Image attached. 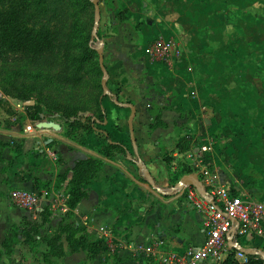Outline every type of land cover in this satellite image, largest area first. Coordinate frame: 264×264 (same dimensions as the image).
Segmentation results:
<instances>
[{"label": "crops", "instance_id": "1", "mask_svg": "<svg viewBox=\"0 0 264 264\" xmlns=\"http://www.w3.org/2000/svg\"><path fill=\"white\" fill-rule=\"evenodd\" d=\"M188 3L190 0H113L102 5L100 34L104 37L108 89L112 95L108 96L107 102L117 105L118 112L123 114L131 115V108L122 104L136 107L133 121L136 150L124 123L112 116L116 113L114 109L112 114L108 110L111 120L105 129L113 137L108 141L119 143L120 152L114 148L109 156L102 153L107 138L93 133L87 139L76 133L69 135L60 120L44 121L49 120L50 115L43 113L40 121L27 118L25 124L9 126H3L4 120L0 117V249L26 218L42 221L39 213L34 218L11 202L10 192L15 188L50 191V197L43 205L50 213L49 220L41 232L44 235L61 234L67 251L64 264H164L166 254L183 258L190 249L202 246L205 218L188 201L187 190L179 189L177 183L184 174L201 170L185 163L186 154L197 151L208 136L213 98L208 91L214 88L218 79L213 74L205 76L201 58L196 60L201 57L199 55L194 59L184 55L175 70H168L161 64L144 70L141 63L144 55L138 58L134 52L141 31L134 27L129 30V22L121 21V16L127 13L131 24H137L132 19L138 18L145 41L153 36L147 41L149 43L167 28L178 31L185 28V20L198 13L193 12ZM214 34L210 31L207 40H213ZM206 49L205 58L215 50L212 45H207ZM195 69L197 78L193 84L188 83L186 78L196 72ZM177 81L185 83L184 91L173 90ZM196 83L199 87L202 85V89L199 97L192 99L190 87ZM205 86L208 91L203 90ZM166 153L174 157L171 164L165 158ZM131 154L134 157L136 154V158L132 160ZM90 157L101 158L103 168L82 185L86 195L79 203L75 207L68 204L69 209L64 212L59 204H54V196L62 189L67 191L78 162ZM138 161L151 173L156 187L149 183L138 167ZM210 162L215 167V162ZM209 167L219 183L231 188L234 183L225 180L227 173L230 176L228 171L222 170V174L217 167L210 164ZM184 168L190 172H184ZM233 188L248 195L262 192L259 186L251 190L238 185ZM101 227H105L106 233ZM73 229L79 231L71 236L69 232ZM68 235L72 241L83 238L87 243L96 244L97 252L92 254L88 248L73 251L68 244ZM155 238L162 244L153 253L146 252L143 248ZM234 240L248 249L264 252V236H239L236 233ZM43 244V249L42 244L40 248L44 251L47 244ZM225 259L224 256L220 261L206 260L200 264H221ZM15 260L3 257L0 264H13ZM17 262L20 264V260Z\"/></svg>", "mask_w": 264, "mask_h": 264}, {"label": "rangeland", "instance_id": "2", "mask_svg": "<svg viewBox=\"0 0 264 264\" xmlns=\"http://www.w3.org/2000/svg\"><path fill=\"white\" fill-rule=\"evenodd\" d=\"M98 1L101 14L102 5L113 2ZM29 3L28 24L53 29L56 45L42 58L20 53L0 58L3 126L25 124L36 104L53 111L49 120L44 121L60 120L65 129L68 121L98 115L97 104L104 94L98 47L104 48V37L100 34L102 17L98 32H94L93 0H29ZM188 6L198 13L185 20L187 24L182 31L167 28L154 37H173L184 55H191L189 59L201 56L196 60L201 58L205 76L217 77L213 89L208 91L203 87L213 97L206 136L213 142V149L204 153L205 160L222 174V170L229 172L225 180L234 183L231 188L238 185L251 190L259 186L262 192L251 196L264 200V0H190ZM121 21L129 22L127 29L134 27L141 31L134 52L138 58L142 57L147 41L153 36L145 41L142 23L135 18L132 21L137 24H131L128 13L121 16ZM210 31L216 33L213 40H207ZM207 45H212L213 50L217 47L205 58ZM141 63L144 70L156 65L145 57ZM197 74V70L193 71L187 82L193 84ZM197 83L190 88L199 97L202 85L199 87ZM184 84L177 81L173 90L184 91ZM31 101L34 104H26ZM104 104L111 114L115 110L112 116L121 120L125 131L130 132L129 113L118 112V106L109 104L107 99ZM129 137L132 142L131 132ZM117 151L120 152L118 148ZM120 154L123 159V152ZM210 160L215 162V167Z\"/></svg>", "mask_w": 264, "mask_h": 264}, {"label": "trees", "instance_id": "3", "mask_svg": "<svg viewBox=\"0 0 264 264\" xmlns=\"http://www.w3.org/2000/svg\"><path fill=\"white\" fill-rule=\"evenodd\" d=\"M29 10V0H0V58L9 53L42 58L55 48V31L47 26L37 28L29 25L26 20ZM105 99H108V96L103 94V97L98 101V115L68 121L67 134L74 135L76 133L78 137L87 139L93 133L99 137L107 138V141L113 140L110 131L105 129L106 123L111 118L104 104ZM32 108L34 111L30 113L29 118L33 120L40 119V113L50 115L53 112L51 109L41 108L37 104ZM118 145L119 143L108 141L102 153L109 156L114 148H118ZM131 157L133 160L136 158V154L135 157L134 154H131ZM165 158L169 164L174 161L172 154L166 153ZM103 164V160L97 157H90L78 162L70 187L67 188L68 204L71 207H75L86 195L82 185L91 181L103 168ZM183 171L190 172L186 168ZM231 190L234 195L241 194L234 188ZM39 215L42 217L41 222L26 218L25 223L13 231V236L3 242V247L0 249V261L6 257L9 260L19 259L20 264H64L67 251L61 234L59 232L51 235L42 234L41 228L49 220L50 213L44 208L39 211ZM78 231L79 229H73L69 233L72 236ZM67 240L73 251L88 248L92 254L97 252L96 244L87 243L83 238L72 241L68 235ZM43 243L47 244V249L44 251L40 248ZM17 245H20V251L18 257L14 258ZM235 251L234 248L231 249V253L221 264H238L234 257ZM248 258V264H264V260L259 255H248Z\"/></svg>", "mask_w": 264, "mask_h": 264}, {"label": "built area", "instance_id": "4", "mask_svg": "<svg viewBox=\"0 0 264 264\" xmlns=\"http://www.w3.org/2000/svg\"><path fill=\"white\" fill-rule=\"evenodd\" d=\"M146 59L155 64H161L168 70L177 69L184 58V52L180 44L170 36L161 35L151 40L143 49ZM189 97L196 99L198 93L193 89ZM203 145L197 151L186 154L188 165L193 166L201 172V177L209 191L214 197L216 205L205 200L194 187H186L188 201L205 218L206 232L205 241L199 248L190 249L183 258H177L166 254L163 256L164 264H200L206 260L220 261L231 253L232 247L228 243V234L233 227H237L239 236L255 234L264 236V200H258L248 194L234 195L226 184L218 182L217 175L206 162L204 153L213 149V142L205 139ZM50 197L49 190H28L15 188L10 192L11 202L36 218L44 201ZM54 204H59L62 211L69 209V195L66 189L58 191L54 196ZM236 219L237 223L233 220ZM106 233L105 227L100 228ZM162 244L159 238H155L143 249L153 253ZM236 250V249H235ZM234 257L238 264H248L249 258L245 253L236 250Z\"/></svg>", "mask_w": 264, "mask_h": 264}, {"label": "water", "instance_id": "5", "mask_svg": "<svg viewBox=\"0 0 264 264\" xmlns=\"http://www.w3.org/2000/svg\"><path fill=\"white\" fill-rule=\"evenodd\" d=\"M93 3H94V7H95V27H94V32L97 33L98 30H99L102 14H101V8H100L99 1L98 0H93ZM98 54H99V58H100V65H101V68H102L103 73H104V78L102 80V87H103V90H104V95L112 96L111 92L108 89L109 71H108V69L105 66V57H104L103 45H100L98 47ZM115 102L119 104V102L117 100H115ZM26 104L27 105L28 104H34V101L26 102ZM122 105H125V106H128V107L131 108V115H130V118H129V125H130V132H131V136H132V144H133L134 149L136 150L137 149V140H136V137H135V130H134L133 121H134L135 115L137 113V109H136V107L134 105H131V104H122ZM41 117H44V115L42 114ZM129 157H131V156L129 155ZM137 165L144 172V174H145L147 180L149 181V183L152 186L156 187L154 178L151 175V173L148 171L146 166L143 165V163L139 162V161L137 162ZM189 186L190 187H194L198 191V193L205 200H207L210 203L216 205L214 197L209 193V191H208L203 179L201 178V172H192V173L184 174L179 179V181L177 183V187L179 189H185L186 187H189ZM233 220L237 223L236 219H233ZM236 232H237V227L235 226V227L232 228L231 232L228 234L229 246L234 248V249H236V250H239V251L245 253L246 255H259L264 260V252L263 251H260L258 249H254V248L248 249V248L242 246L239 242L235 241L234 237L236 235ZM19 251H20V245H17L16 254L14 255V258L18 257Z\"/></svg>", "mask_w": 264, "mask_h": 264}]
</instances>
